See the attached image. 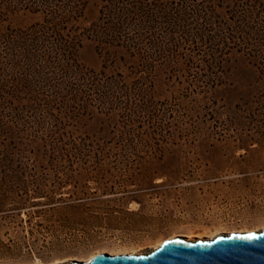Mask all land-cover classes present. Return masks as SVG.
I'll return each mask as SVG.
<instances>
[{
  "label": "rangeland",
  "instance_id": "obj_1",
  "mask_svg": "<svg viewBox=\"0 0 264 264\" xmlns=\"http://www.w3.org/2000/svg\"><path fill=\"white\" fill-rule=\"evenodd\" d=\"M83 1L80 21L89 26L99 14L100 0ZM6 19L9 27L26 28L41 15L21 9L8 12ZM165 46L161 52L149 51L157 63L198 64L206 58L196 52L188 60L184 52L193 51L186 48L173 57ZM120 56L94 38H85L79 50L85 67L109 74L126 70ZM224 64V83L204 92L191 81L197 73H160L155 95L174 115L169 126H121L120 118L98 111L74 126H64L65 141L98 143L109 151L104 179L113 189L98 191L96 201L38 215L37 207L51 204L31 195L35 178L3 174L0 197L22 194L27 185L31 189L26 188L29 201L20 212L0 210V264H54L55 258L57 264H68L88 260L90 252L148 253L173 236L196 240L264 229V79L242 52L225 56ZM40 80L32 77L36 83ZM34 88L45 91L44 85ZM2 112L30 145H44L32 135L51 140V123L34 122L42 114L7 108ZM10 151L2 155L20 158ZM135 161L138 167L126 169V163ZM89 184L92 191L97 186L94 181ZM72 189L64 186L56 200L74 198ZM49 224L72 226L51 233L45 228Z\"/></svg>",
  "mask_w": 264,
  "mask_h": 264
},
{
  "label": "trees",
  "instance_id": "obj_2",
  "mask_svg": "<svg viewBox=\"0 0 264 264\" xmlns=\"http://www.w3.org/2000/svg\"><path fill=\"white\" fill-rule=\"evenodd\" d=\"M83 6V0H0V154L11 150L20 157L2 155L0 177L35 178L32 189L25 187L51 204L37 207L38 215L78 209L88 199L98 200V191L113 189L104 179L109 151L98 143L65 141L64 126H74L95 111L120 118L121 126H169L174 115L155 95L160 73H197L193 84L199 91H211L224 83L225 56L233 51L248 56L264 79V0H100L99 14L89 26L80 21ZM21 9L40 14L41 20L26 28L9 27L8 12ZM85 38L120 52L126 70L109 74L85 67L79 61ZM166 44L173 57L186 48L193 51L184 52L186 59L196 52L207 59L157 63L149 51L166 50ZM34 75L41 79L38 83L32 81ZM39 85L45 91L34 88ZM5 108L42 114L34 122L51 123V140L32 135L44 140L40 148L25 142L24 133L4 117ZM125 165L131 171L140 164ZM91 181L97 183L93 191ZM66 185L73 187L70 197H75L56 200ZM26 188L22 194L0 197V210L20 212L29 201ZM71 226L44 227L54 233Z\"/></svg>",
  "mask_w": 264,
  "mask_h": 264
},
{
  "label": "water",
  "instance_id": "obj_3",
  "mask_svg": "<svg viewBox=\"0 0 264 264\" xmlns=\"http://www.w3.org/2000/svg\"><path fill=\"white\" fill-rule=\"evenodd\" d=\"M185 238H166L148 253L100 251L90 260L68 264H264V229L222 233L196 241Z\"/></svg>",
  "mask_w": 264,
  "mask_h": 264
},
{
  "label": "bare ground",
  "instance_id": "obj_4",
  "mask_svg": "<svg viewBox=\"0 0 264 264\" xmlns=\"http://www.w3.org/2000/svg\"><path fill=\"white\" fill-rule=\"evenodd\" d=\"M262 230H263V229H262ZM257 231H261V230H258V229H257ZM183 234H184V235H187V236H189V237L195 235V233H193V232H187V233L184 232ZM173 237H174V236H173ZM211 238H213V237H211ZM185 239L188 240V241H196V240H191V239H189V238H185ZM161 244H162V243H161ZM161 244H160V245H161ZM157 247H158V246H157ZM130 253H143V252H135V251H133V252H130ZM95 255H96L95 253L90 252V253H89V259H88V260H90V259H92L93 257H95ZM58 262H59V259H58V258H55L54 261H53L54 264H57Z\"/></svg>",
  "mask_w": 264,
  "mask_h": 264
}]
</instances>
